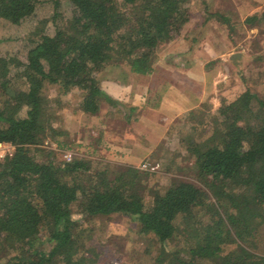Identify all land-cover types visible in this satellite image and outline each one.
Returning <instances> with one entry per match:
<instances>
[{
    "label": "trees",
    "instance_id": "1",
    "mask_svg": "<svg viewBox=\"0 0 264 264\" xmlns=\"http://www.w3.org/2000/svg\"><path fill=\"white\" fill-rule=\"evenodd\" d=\"M190 2L0 0V140L18 145L0 163V246L10 247L0 264H94L99 252L84 242L83 224L113 214L155 237L156 264H264V96L241 63L242 93L222 97L217 114L206 103L186 116L191 129L180 142L194 160L195 181L174 178L160 189L149 186L154 172L134 165L61 161L36 148L48 138L66 146L51 109L60 100L46 94L48 85L63 94L80 90L87 115L116 108L101 73L115 66L151 75L161 49L191 19ZM263 22L264 13L245 19ZM250 54L264 59V50ZM22 79L26 87L17 84Z\"/></svg>",
    "mask_w": 264,
    "mask_h": 264
},
{
    "label": "crops",
    "instance_id": "2",
    "mask_svg": "<svg viewBox=\"0 0 264 264\" xmlns=\"http://www.w3.org/2000/svg\"><path fill=\"white\" fill-rule=\"evenodd\" d=\"M190 1L191 19L181 34L161 49L154 72L148 76H131L136 87L143 83L138 91L133 88V97L124 83L121 88L101 79L103 89L118 88L117 93L109 92L116 95L115 98L111 95L113 99L125 100L126 104L128 100L138 101L128 105L138 116L128 118L121 125L122 121L112 120L104 127L103 137L114 155L125 154L136 167L168 145L167 137L181 117L206 103L218 110L222 97L234 100L246 89V84L237 77L240 63L242 67L251 55L250 48L246 46L247 51L243 43L247 45V39L253 38L262 24L252 26L245 19L252 15L263 17L264 0ZM113 129L119 131L118 136L112 135Z\"/></svg>",
    "mask_w": 264,
    "mask_h": 264
},
{
    "label": "rangeland",
    "instance_id": "3",
    "mask_svg": "<svg viewBox=\"0 0 264 264\" xmlns=\"http://www.w3.org/2000/svg\"><path fill=\"white\" fill-rule=\"evenodd\" d=\"M67 4L68 2L66 1L64 8L67 7ZM243 45L247 51L249 47V52L252 54L264 50V22L253 38L247 39V45L244 43ZM241 70L243 71L244 77L248 79L252 90L264 96V59L258 60L249 58V60L242 65ZM236 71L237 70H235V72ZM232 75L233 74H231V76ZM100 76L101 79L114 83V86H120L122 88L124 83L127 91H129L132 97L133 88L138 91L137 88L143 84L140 82L136 87L133 78L127 74L125 70L115 66H109ZM240 81L242 80L240 79ZM17 84L23 87L27 86L25 79L18 81ZM234 89L237 88L234 87ZM103 90L108 94L109 92L117 93L118 88L114 87V89H112L110 87L109 90V86H107ZM45 92L53 100H60V103L54 102L51 104V109L54 111L55 125L66 132V135L61 136L62 141H64V143L66 142V146H59V144L53 141L55 146L53 148H44L45 152L48 150L53 151L55 154L54 157L61 161H67L65 154L67 152H72L73 158L86 157L98 159L111 162L116 166L131 165L129 163L131 161L124 156L125 154L123 155L120 153L114 155V151H112L103 137L105 133L104 127L112 123V120L116 121V123L122 121L120 122L121 125L122 123H127L126 120L128 118L138 116L137 111L136 113L133 112L131 107L128 106L129 103L137 100L133 99L130 100V102L128 100L126 104L125 100L116 98L118 104L116 108H113V106L109 108L105 105L100 113L87 115L79 109L82 100L80 90L74 89L67 94H63L58 86L48 85ZM235 92H237V90ZM113 93H111V95ZM110 109L112 110L113 117L109 118L106 116H108L107 112ZM217 111V109H211V112L214 114H217ZM186 116L179 119L177 126L174 127L173 133H171L170 137H167L168 145L155 151L147 159H144L138 164L139 167H141L145 161H149L152 164H160L159 169L150 177L149 186L163 189L167 187L174 178L196 180L192 168L194 167V160L185 151V145L180 142L182 134L187 133V131L191 129V124L186 121ZM125 127H127V124L126 126L123 125L121 129L124 130ZM112 133V135L115 136L119 134V131L113 129ZM36 153L38 158L44 159L42 152L37 151ZM83 225V227L88 229L82 235L84 242L90 245L89 247H96L99 252L98 261L94 264H156V257L160 249L159 243L152 234H142L140 232V225L130 216L124 214H113L109 216L99 215L93 217L88 223ZM92 227H95V230L90 231L89 229ZM262 232L264 235V225L262 227ZM48 246H50V244H48ZM262 247L263 245L260 249H262ZM170 248L172 249L173 246H170ZM9 255L10 247L5 245L2 247L0 246V263H3Z\"/></svg>",
    "mask_w": 264,
    "mask_h": 264
},
{
    "label": "built area",
    "instance_id": "4",
    "mask_svg": "<svg viewBox=\"0 0 264 264\" xmlns=\"http://www.w3.org/2000/svg\"><path fill=\"white\" fill-rule=\"evenodd\" d=\"M55 146L54 142L50 139H46L43 143L36 145V147H43V148H53ZM35 147V146H33ZM18 145L14 142L7 141V140H0V163L7 158H11L17 152ZM65 158L67 161H71L73 159V153L67 152L65 154ZM160 164H152L149 161H145L140 169L149 170L155 172L159 169Z\"/></svg>",
    "mask_w": 264,
    "mask_h": 264
}]
</instances>
